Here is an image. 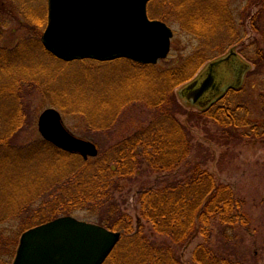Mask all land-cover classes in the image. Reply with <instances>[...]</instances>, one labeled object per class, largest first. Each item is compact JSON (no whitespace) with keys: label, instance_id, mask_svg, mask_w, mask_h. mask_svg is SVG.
<instances>
[{"label":"trees","instance_id":"trees-1","mask_svg":"<svg viewBox=\"0 0 264 264\" xmlns=\"http://www.w3.org/2000/svg\"><path fill=\"white\" fill-rule=\"evenodd\" d=\"M231 1L172 2L173 9L182 16H185V9L193 10L191 14L186 12L189 19H193L186 23L190 26V35L198 38L202 42L200 48L204 49L199 51V48L196 54V59H200L197 67L211 60L205 58V49L219 33L233 45L238 43ZM259 2V9L251 20L263 41L255 40L251 44V56L246 55L253 60L254 74H264V0ZM46 15L45 9L44 25ZM2 41L0 35V224L19 220L22 234L56 214L69 216L73 207L85 208L91 214L97 212L89 217L91 222L121 233L104 264H183L177 252L199 235L203 242L193 253L195 264L253 263L254 255L248 253L242 239L250 225L245 202L229 186L218 183L207 170L215 157L209 147L195 142L191 132L199 124L210 122L216 131L206 139L226 149L251 137L264 138V124L260 126L251 120L252 101L245 87L251 70L245 74L240 88L226 90L206 108L188 105L197 110L192 113L178 103L173 94V88L190 79L182 76L187 66L192 65L189 61L160 73L150 65L123 59L108 64L84 61L98 65L127 62L142 69L135 75L131 71L121 77L120 90L109 98L104 90L96 92L97 98L93 100L96 105L89 106L91 99L81 96L77 113L94 133V139L100 141L104 152L84 161L76 154L57 149L40 136L26 139L23 135L26 129L34 127L24 126L23 122L31 120L30 91L35 84L43 86L42 69L47 58L43 63V58L35 55L27 61L24 50L9 49ZM31 41L39 54L59 63H83L61 62L43 48L39 37ZM128 83H140V89L137 85L132 91ZM146 85L151 87L144 90ZM259 98L264 108L263 92ZM179 116L185 121L181 122ZM124 117L130 118L127 123L130 127L120 131L117 122H123ZM108 131L118 136L117 140L105 145L101 137ZM228 157L225 150L218 163H224ZM124 182L139 184L137 203L140 210L135 228H132V218L116 199V195L120 198L128 195L122 186ZM49 201L56 203V209H51L46 216L43 206H50ZM3 242L5 236L0 235V245ZM16 245L17 242L9 245L11 258Z\"/></svg>","mask_w":264,"mask_h":264},{"label":"rangeland","instance_id":"rangeland-1","mask_svg":"<svg viewBox=\"0 0 264 264\" xmlns=\"http://www.w3.org/2000/svg\"><path fill=\"white\" fill-rule=\"evenodd\" d=\"M173 1L152 0L148 4V15L150 19L166 23L174 32L168 57L159 60L155 66H152L154 70L160 73L176 69L188 61L192 64L187 66L182 75L190 79L173 88V94L178 103L193 113L197 110L181 100L178 95L180 89L194 80L205 69L208 63L220 58L221 56H217L221 52H224L223 55H226L231 49H234L245 62L247 61L251 65L250 74L245 79V87L249 94L248 98L252 101L250 107V113H252L251 120L255 123L258 122L260 126L263 125L264 108L259 96L262 92L264 94V74H254L255 66L253 60L247 59L246 57L247 54L251 56L250 53L253 51L251 44L255 40L259 42L263 41V36L255 32L254 29L256 28L253 26L251 20L252 16L259 9L257 3L260 0L231 1L230 8L238 29V43L233 45L230 39L226 36L221 37L223 34L219 33L212 39L213 43L210 47L207 50L205 49V58L211 60L201 66L198 65V67L197 64L200 59H196V54L202 42L198 38L190 35V26L188 23L193 19L190 20L189 16L186 15V12L187 14H191L193 10L189 9L187 11L185 9L183 11L185 16H182L177 9H173L171 6ZM2 3H6L4 7ZM45 9L47 12V0H0V35L2 36L3 45L13 50L16 48H18V51L24 50V55L28 57L26 58L27 61L36 56L42 57L43 59L41 60L43 63L45 58L48 59L45 61L44 65L46 66L44 70L42 69V76H44L42 77L43 86L35 84L34 90L30 91L32 92L29 97L31 102V120H25L23 122L24 126L32 125L34 127L26 129L23 135H25L26 139H29L31 136H39L37 130L38 117L45 109L53 108L61 114L64 125L71 133L78 138L85 139L94 144L96 143L98 152L102 155L104 152L99 143L100 141L98 142L94 139V133L90 131L88 124L83 122L77 113L76 108L81 103V96L82 98L91 99L92 103H89V106L96 105V103H93V100L97 98L96 92L100 93L99 90H104L107 93V98H109L116 90H120L122 84L119 79L121 77L129 75L131 71L135 75L136 73H140L139 71H142V69L136 68L127 62L98 65L97 63H85L83 61L81 64L73 63L71 65H65L55 61L53 58L39 54L37 50H34L31 39H35L36 37H39V41L41 39L46 26V24L44 25ZM259 23H257L258 28L261 27V23ZM199 51H204V49L200 48ZM97 66L99 68L95 69ZM10 72L17 75L21 74L13 70ZM138 84H131L132 91ZM140 86H137L138 89H140ZM147 87L151 86L146 85L144 90ZM124 119L123 122H117V127L120 128V131L127 130L130 127V124H127L130 118L124 117ZM178 119L181 122L185 121L183 116H179ZM215 131L216 128L210 122L199 124L196 128L191 129L195 142L209 147L212 155L215 157V160L210 162L206 167L207 170L215 176L218 183L229 186L240 200H244V210L248 213L250 225L248 231L245 232L246 235L243 234L242 239L245 241L244 245H246L248 253L252 252L254 255L252 264H264V138L251 137L245 139L239 145L236 144V147L231 145L230 149H226L227 147L216 146L206 139L209 134ZM106 133L101 137L105 145L117 140V134L111 131ZM225 150L229 153V157L224 163H218L219 157ZM30 164H27V166ZM122 186L125 188V192H128V195H123L121 198L119 195H116V199H118L122 210L132 218V228H135L140 210V206L137 203L139 184L129 185L124 182ZM49 204L51 205L47 207L43 206V212L46 211V216L51 213L49 212L51 209H56L54 208L56 207V203L49 201ZM95 214H91L85 208L73 207L71 209V215L69 216L79 221L93 223L91 222L92 220H89V217ZM62 216L68 215L56 214L55 217L49 218V221ZM93 224L98 225L97 223ZM21 229V222L19 220H12L0 224V235L5 236V242L2 244L5 248L0 245V264L13 263L22 235ZM15 242H17V245L11 258L12 248L9 245L11 243L15 244ZM202 242L203 238L199 235L190 244L177 252L183 264H195L193 261V253Z\"/></svg>","mask_w":264,"mask_h":264},{"label":"water","instance_id":"water-1","mask_svg":"<svg viewBox=\"0 0 264 264\" xmlns=\"http://www.w3.org/2000/svg\"><path fill=\"white\" fill-rule=\"evenodd\" d=\"M152 0H47V24L40 42L63 62L126 59L156 65L170 53L172 29L151 20L147 5ZM251 65L234 49L211 61L180 89L181 100L204 109L230 88H240ZM41 138L83 160L95 158V144L73 136L61 114L45 109L38 117ZM121 234L102 226L63 216L25 231L12 264H103Z\"/></svg>","mask_w":264,"mask_h":264}]
</instances>
